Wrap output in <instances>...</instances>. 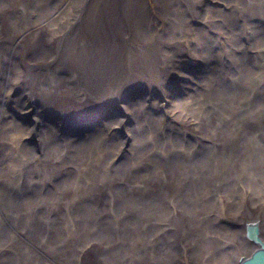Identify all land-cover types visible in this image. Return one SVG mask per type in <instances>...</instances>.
<instances>
[{"label": "bare ground", "instance_id": "1", "mask_svg": "<svg viewBox=\"0 0 264 264\" xmlns=\"http://www.w3.org/2000/svg\"><path fill=\"white\" fill-rule=\"evenodd\" d=\"M222 1L0 0V264L264 241V0Z\"/></svg>", "mask_w": 264, "mask_h": 264}, {"label": "water", "instance_id": "2", "mask_svg": "<svg viewBox=\"0 0 264 264\" xmlns=\"http://www.w3.org/2000/svg\"><path fill=\"white\" fill-rule=\"evenodd\" d=\"M247 237L257 245L253 253L239 264H264V241L258 236L256 228L247 230Z\"/></svg>", "mask_w": 264, "mask_h": 264}, {"label": "rangeland", "instance_id": "3", "mask_svg": "<svg viewBox=\"0 0 264 264\" xmlns=\"http://www.w3.org/2000/svg\"><path fill=\"white\" fill-rule=\"evenodd\" d=\"M205 1H209V2H211V3H213V4H215V3H222V4H225V2L222 1V0H205ZM150 6H153L152 1L150 2ZM220 8L222 9L223 7L220 6ZM198 22H200V21L198 20ZM28 109H29V108H28ZM79 131H81V130H79Z\"/></svg>", "mask_w": 264, "mask_h": 264}]
</instances>
